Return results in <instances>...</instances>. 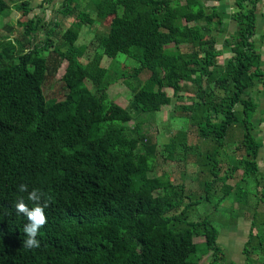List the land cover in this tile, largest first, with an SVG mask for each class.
Returning a JSON list of instances; mask_svg holds the SVG:
<instances>
[{
    "label": "trees",
    "instance_id": "1",
    "mask_svg": "<svg viewBox=\"0 0 264 264\" xmlns=\"http://www.w3.org/2000/svg\"><path fill=\"white\" fill-rule=\"evenodd\" d=\"M80 1L59 5L61 16L71 18L61 45L52 37L58 22L46 28L39 14L18 20L16 45L6 42L4 49L0 42V264H199L208 253L209 264H225L218 229L206 217L189 218L211 198L218 205L233 194L243 205V185L258 173L260 120L255 125L253 116L259 102L249 91L264 86V54L254 39L260 0H93L95 17ZM14 5L25 15L32 10L26 0ZM8 8L0 0V17ZM98 21L107 30L96 32ZM82 26L97 39L87 60ZM43 28L42 44L30 45ZM63 63V96L47 103L44 83ZM119 81L132 91L129 107L108 97ZM183 94L188 101L173 106L171 119L185 126L163 143L165 160L199 158L209 176L200 192L167 172L151 174L156 142L143 120L127 125L134 111L153 115ZM192 129L212 149L189 144ZM20 184L51 198L34 249L23 247L27 221L15 212L21 197L34 206ZM243 252L249 264L264 252L258 232L251 230Z\"/></svg>",
    "mask_w": 264,
    "mask_h": 264
},
{
    "label": "rangeland",
    "instance_id": "2",
    "mask_svg": "<svg viewBox=\"0 0 264 264\" xmlns=\"http://www.w3.org/2000/svg\"><path fill=\"white\" fill-rule=\"evenodd\" d=\"M9 4L8 10L2 13L0 19V42H2V46L7 49L6 42H11V44L16 45L17 38H21L22 28L18 25V20L25 21L27 17H32L34 14H39L41 18L45 22V27L49 28L50 21L56 20L58 22L57 26L54 27L53 38L56 40L57 44H62V33L63 31L70 25L71 18L65 17L63 18L61 14L58 12V8L60 4L55 5H45L44 8H39L38 4L36 3H29V6L32 10L27 14H23L22 11L15 9V3H18L20 0H6ZM184 2V0H180ZM93 0H82L80 1V7L87 10L93 17H95L94 11V4L92 3ZM233 0H225L224 3L232 4ZM216 4L217 1H208L207 4ZM232 6V5H231ZM230 10V8L228 9ZM258 16H257V34L254 36L255 42L257 43L258 47H260L261 52L264 54V0H260L258 4ZM94 26V30L96 32H104L107 30L106 25L102 22H96ZM46 28L40 29L37 34L32 38L30 45H39L42 44L43 40L46 37ZM233 27H230L232 30ZM81 36L79 38L81 43L87 44V50L84 54V60L90 59L93 54L97 51V39L93 37L94 31L90 29L88 26L81 27ZM17 47V46H16ZM220 44H218V48ZM2 48V47H0ZM185 47H183L184 49ZM122 54L118 55L120 59ZM228 54H224L223 56L219 57V62L222 63L225 60V57ZM264 59V56H263ZM124 62V61H123ZM112 63L111 58L104 57L103 64L104 66H110ZM124 63L127 65L135 66L137 63L134 60L127 59ZM63 66L64 63L60 66L57 73L54 76L47 78L44 83L43 91L45 97L47 99V103H52L53 101L60 99L63 96V84L60 81L59 77L63 73ZM147 76L146 73H142V79H145ZM91 87V86H90ZM260 89H263V85L258 86ZM258 88L252 89L249 93L252 95L254 100H260L258 96ZM169 95L172 96V90L167 89ZM108 97L110 100L114 101L115 103L123 106L129 107L131 99H132V91L128 88V86L122 82H116L110 85L108 88ZM264 94V93H263ZM181 100H176V98H172V105L168 106L167 108L155 113V114H148V113H138V111L133 112V119L127 123L129 127H133L136 121L143 120V128L147 129V135L152 142H156V156L154 159V169L151 174L153 175H161L167 172L172 181L175 183L183 182L186 186L187 190H191L194 192H200L203 188V181L209 178L206 172L200 170L198 160L196 161V157L190 155L187 157L186 162L185 160H165V151L163 143L167 141V139L173 135L179 128L185 126V123L179 122L180 120L171 119V110L173 106L180 102H187L188 96L186 94L181 95ZM177 116V114H176ZM260 119H264V106L258 108V111L255 112L253 116V122L256 125L257 121ZM187 126V125H186ZM236 132V131H235ZM237 132L235 133V135ZM188 142L192 145H197L202 152H205L208 149H212L213 143L209 141H204L198 137L195 131H190L188 134ZM233 144L228 145L229 150H234ZM236 155H239V151H235ZM241 170H238L235 173L234 179H229L230 184H234L237 178L240 176ZM252 178L254 176H251ZM252 182L254 180L251 179ZM256 185L254 183H250L248 181L247 186L244 188L246 195L250 196L247 199L256 201L257 199H261L264 201V196H262L263 192H257ZM258 194L259 197L256 198ZM215 197V196H214ZM233 194L229 195L227 198L222 200L220 204L215 205V199L212 198L209 201H201L196 207L193 209L190 220H198L200 218L206 217L208 218L211 223L218 229V243L224 248L225 252V264H249L250 261H247V257L245 259L243 255V238L244 232H248L247 228H243V225L237 229L238 225V213L242 209L241 203L234 201ZM256 199V200H255ZM252 204L248 205L247 209L244 211L251 215ZM240 214V213H239ZM260 217H264V215H260ZM232 234V235H231ZM204 239L202 237H195V242H201ZM252 256V255H251ZM254 260L252 264H264V258L260 255H254ZM210 260V253L205 254L199 260V264H209ZM251 263V262H250ZM220 264V262H218Z\"/></svg>",
    "mask_w": 264,
    "mask_h": 264
},
{
    "label": "crops",
    "instance_id": "3",
    "mask_svg": "<svg viewBox=\"0 0 264 264\" xmlns=\"http://www.w3.org/2000/svg\"><path fill=\"white\" fill-rule=\"evenodd\" d=\"M26 1H28V3L33 2L36 4H40L41 2V0H26ZM62 2L63 0H51L49 4L57 5V4H62ZM258 93H259L258 96L260 98V100H258L259 108H261L264 106V94H263L264 88L260 89ZM255 137L258 138L261 142L256 158H255L258 173L253 178L248 177L243 185V188L247 186V183L249 181L250 183H254V185H256L257 187L256 188L257 192H260V191L263 192L262 196H264V119H260V122L258 123L255 129ZM251 179L254 180V182H252ZM250 195L251 193L248 194V196ZM255 195H256V198L259 197L258 194H255ZM248 196H246V202L243 205L240 204L242 206V209L239 212L240 214L238 213V222H237L238 223L237 229H239L240 226L242 225H243V228L248 229V232H244L243 250L249 239L251 230H254L256 233L258 232L260 234L261 239L264 240V217H260V215H264V201H262L261 199H257V200L255 199L256 201H253V200L247 199ZM249 204L250 206L252 204L251 209H253L251 215H248V213L244 212L247 209ZM252 216H253L254 224H253ZM256 241H258L257 238H256ZM243 255L246 259L244 252H243ZM260 256H264V252L261 253Z\"/></svg>",
    "mask_w": 264,
    "mask_h": 264
},
{
    "label": "clouds",
    "instance_id": "4",
    "mask_svg": "<svg viewBox=\"0 0 264 264\" xmlns=\"http://www.w3.org/2000/svg\"><path fill=\"white\" fill-rule=\"evenodd\" d=\"M18 190L21 193L27 192V199L34 204L33 207H29L24 202L23 197H21L14 205L16 215L25 217L27 221L23 229L26 237L22 241L23 247L25 249L38 248L40 247V241L37 239V236L40 229L47 223L45 209L50 206L51 198L36 188L29 191L27 184H20Z\"/></svg>",
    "mask_w": 264,
    "mask_h": 264
}]
</instances>
